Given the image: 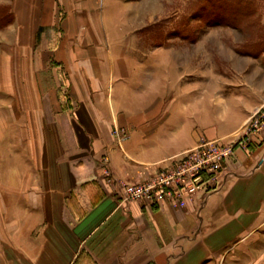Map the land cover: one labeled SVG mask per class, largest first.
I'll list each match as a JSON object with an SVG mask.
<instances>
[{
	"label": "crops",
	"instance_id": "obj_1",
	"mask_svg": "<svg viewBox=\"0 0 264 264\" xmlns=\"http://www.w3.org/2000/svg\"><path fill=\"white\" fill-rule=\"evenodd\" d=\"M0 3V264H264L263 243H243L264 227V136L235 150L198 215L119 205L103 174L107 158L116 180H139L198 144V70L108 31L117 0ZM257 99L235 100L229 133Z\"/></svg>",
	"mask_w": 264,
	"mask_h": 264
},
{
	"label": "rangeland",
	"instance_id": "obj_2",
	"mask_svg": "<svg viewBox=\"0 0 264 264\" xmlns=\"http://www.w3.org/2000/svg\"><path fill=\"white\" fill-rule=\"evenodd\" d=\"M117 1L120 6L109 12L108 5L104 6L105 28L110 29L111 26L108 31H115L117 36L126 30L133 36L131 47L160 50L162 57L155 56L154 60L165 59L167 65L173 68L178 66L183 70H198L199 77L204 78L203 81L199 79L198 84L197 120L203 131L199 141L218 140L210 137L231 134L234 136L223 142L239 141L256 111L264 106L263 101L242 129L228 132L236 123L230 112L237 107L235 100L249 95L256 96L257 101V97L259 100L264 98V0H252L253 14L241 29L218 24L228 20V2L225 0ZM98 2L102 5V0ZM5 10L0 6V13L7 14ZM107 17L113 18L110 26ZM138 59L144 60L146 57L138 56ZM168 70L174 73L172 68ZM172 95L166 99V106L173 103ZM229 98L234 102H228ZM161 168L152 169L142 179L122 180V183L138 184L151 178ZM243 243H263L260 245L263 248L264 227ZM196 252H199L197 247L192 250V253Z\"/></svg>",
	"mask_w": 264,
	"mask_h": 264
},
{
	"label": "built area",
	"instance_id": "obj_3",
	"mask_svg": "<svg viewBox=\"0 0 264 264\" xmlns=\"http://www.w3.org/2000/svg\"><path fill=\"white\" fill-rule=\"evenodd\" d=\"M264 136V106L256 111L243 137L236 142L200 139L185 156L162 167L151 178L134 185H125L112 177L109 160L103 158V174L116 188L119 204H143L148 208L168 206L173 210L193 209L198 215L202 201L217 193L224 184L227 165L235 150L247 151L249 144Z\"/></svg>",
	"mask_w": 264,
	"mask_h": 264
},
{
	"label": "trees",
	"instance_id": "obj_4",
	"mask_svg": "<svg viewBox=\"0 0 264 264\" xmlns=\"http://www.w3.org/2000/svg\"><path fill=\"white\" fill-rule=\"evenodd\" d=\"M226 10L228 11V20L218 22L219 25L239 28L246 25V21L253 14V2L252 0H225ZM226 2V3H227ZM7 14L0 13V28L11 22V17L8 11ZM76 264H95L91 258L87 256L80 257Z\"/></svg>",
	"mask_w": 264,
	"mask_h": 264
}]
</instances>
